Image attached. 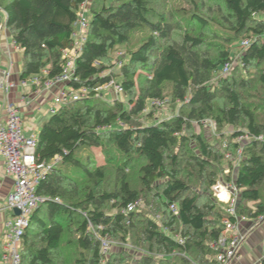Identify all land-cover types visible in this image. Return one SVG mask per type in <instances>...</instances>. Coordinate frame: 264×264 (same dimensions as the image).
Returning a JSON list of instances; mask_svg holds the SVG:
<instances>
[{
  "label": "trees",
  "instance_id": "16d2710c",
  "mask_svg": "<svg viewBox=\"0 0 264 264\" xmlns=\"http://www.w3.org/2000/svg\"><path fill=\"white\" fill-rule=\"evenodd\" d=\"M85 1L0 0V18L21 53L20 80L43 70V80L61 74ZM186 1L190 10L177 16L166 0L91 1L67 85L88 93L61 106L36 134L37 163L59 161L37 187L44 202L22 237L20 264H214L211 246L225 234L224 221L235 222L213 198L218 180L238 190V217H264V0H209L219 4L217 19L203 0ZM115 64L126 105L96 98ZM167 98L179 103L178 114L143 124L148 102ZM206 120L221 135L231 128L226 150L193 132V123ZM243 135L250 140L236 164ZM85 148H96L104 162L82 156ZM107 166L118 181L111 191L101 186ZM129 169L137 171L138 189ZM103 241L130 250L104 255Z\"/></svg>",
  "mask_w": 264,
  "mask_h": 264
},
{
  "label": "built area",
  "instance_id": "2783aa9c",
  "mask_svg": "<svg viewBox=\"0 0 264 264\" xmlns=\"http://www.w3.org/2000/svg\"><path fill=\"white\" fill-rule=\"evenodd\" d=\"M89 6L90 3L86 0L76 12L72 34L74 40L73 49L64 52L66 62L61 74L54 79L43 80L47 74L43 70L39 76H33L26 81L20 80L19 84L21 87L32 88V86H35L36 90H49L55 85L66 86L54 98V104L49 110L51 114L55 113L61 106L87 96L88 92L86 90L72 91L67 85L72 77L76 55L86 40L90 23ZM243 45L246 46L247 42H244ZM121 56L122 54H119V57ZM223 70V73L226 74L229 66L226 65ZM13 88L14 83L11 79L10 71H2L0 73V92L8 95ZM103 91L113 92L116 98L123 93L122 86L115 80H111L98 88L96 94L101 95ZM27 103L25 98L20 100V105L7 100L4 107V124L0 127V155L4 160L5 175L13 180V189L7 195L4 205V208L11 213L12 219L5 224V231L0 238V264H20L22 237L30 227L33 212L44 202V198L38 196L36 193L37 187L45 178L48 171L59 161V158H55L46 165L37 163L35 156L36 135L25 136L23 133V122L20 111ZM153 105L160 107L162 103L154 101ZM258 139L261 140L262 137ZM249 140L250 138L246 135L236 139V161H234L236 164L240 161L242 155V145ZM225 158L231 161L234 160L230 154H226ZM212 190L218 202L227 206L225 208L226 213L235 219V222L224 221L226 227L225 234L211 246L216 251L214 264H231L236 260L239 246L244 240V236L240 231V223L250 220L236 215L238 190L232 182L227 184L218 182L212 187ZM134 207L135 205H129L127 211H132ZM170 208L174 210L173 206ZM14 210H18L19 215L15 216ZM263 221L264 217H257L251 220L255 224L262 223ZM108 246L109 244L106 241L102 242V247L105 249L102 250L104 255ZM258 264H264V256L261 257Z\"/></svg>",
  "mask_w": 264,
  "mask_h": 264
},
{
  "label": "crops",
  "instance_id": "0c3cea01",
  "mask_svg": "<svg viewBox=\"0 0 264 264\" xmlns=\"http://www.w3.org/2000/svg\"><path fill=\"white\" fill-rule=\"evenodd\" d=\"M4 23L5 16L2 14L0 18V73L10 71L14 88L8 95L0 92V127L5 120L6 101L10 100L20 105V100L25 98L28 103L20 111L23 133L25 136L36 135L42 122L51 115L49 110L54 104V98L66 86L55 85L49 90H34L20 86L21 53L14 45ZM12 189L13 180L5 175L4 160L0 155V238L5 231V224L12 219L11 213L4 208L5 199ZM240 231L244 240L239 246L236 260L231 264H258L264 256V221L259 224L251 221L241 222Z\"/></svg>",
  "mask_w": 264,
  "mask_h": 264
},
{
  "label": "rangeland",
  "instance_id": "374dc122",
  "mask_svg": "<svg viewBox=\"0 0 264 264\" xmlns=\"http://www.w3.org/2000/svg\"><path fill=\"white\" fill-rule=\"evenodd\" d=\"M88 1H89V3H91L92 0H88ZM203 1H204V3H203L204 7L206 6V8H210V11H209L210 16H213L217 19L218 15L215 14V12H213L216 9L215 7L219 6V4H217V1H209V0H203ZM108 2H110V0H108ZM166 2H167V4H166L167 8H169V10H173L176 13L175 14L176 16L180 15L179 14L180 8H185L186 10H190V6L188 5V2L186 0H166ZM203 13L206 14V16H208V14L204 10H203ZM88 14H89V12H88ZM196 29L198 30V28H196ZM238 49L239 48H236L235 51H237ZM123 52H124V49H119L116 52H114V54L112 55L113 63L116 62V59L119 57V54H123ZM230 69H231V66L229 67L228 72L230 71ZM119 71H120V67H119V65H116L112 71L115 74V77L112 80H115L116 82H120V77H116V75L119 74ZM223 71H222V73H223ZM109 93H111V94H109ZM96 98H102L107 103H111L113 100H120V101H123L125 105H126V101H127L126 95L124 93L119 95L118 98L116 99V96L114 95V93L110 92V91H103V93H101V95H96ZM161 103H162V106L159 107V106H154L152 101L148 102V105L153 106V109L148 108L147 111L143 114V117H141V122L143 124L149 123L151 121H160L163 119H169V118L178 114V108L180 106L179 103L172 104L168 98L165 99L164 101H161ZM150 112H151V117L149 118L148 114ZM192 128H193L194 133L202 134L204 136V138L207 140V142H209L210 144H212V145H214V146H216L222 150H226V148H227L226 144L228 142L229 133L231 132V128H226L224 131L225 134L221 135L216 130L215 124L211 120H206V121L202 122L200 124V126L196 123H193ZM86 154H92V156L94 157L93 159L97 164L104 162V160H105L103 155L96 148H85L81 152V155L85 156ZM226 154H228V153H225L224 156ZM226 161L233 162L229 159H226ZM126 173L128 175V180H129L131 186L138 189L140 184L138 181L137 171L129 169ZM218 182H223V181L218 180L216 183H218ZM117 183H118V181H117V177H116V172L114 171V169L112 167L109 166L106 169V180L104 183H102L101 186L103 188L107 189L108 191H111L112 189L115 188ZM212 195H213V198L216 199L213 190H212ZM217 202H218V200H217ZM221 205L224 208L227 207L224 204H221ZM140 208L141 209L143 208V204ZM121 248H127L128 250H130L129 247H126V245H118L117 243H111V244H109L108 248L106 249L105 255H107L111 250H120ZM101 250H105V249L103 247H101ZM133 255L135 257L139 256L138 253H133Z\"/></svg>",
  "mask_w": 264,
  "mask_h": 264
},
{
  "label": "water",
  "instance_id": "95a60500",
  "mask_svg": "<svg viewBox=\"0 0 264 264\" xmlns=\"http://www.w3.org/2000/svg\"><path fill=\"white\" fill-rule=\"evenodd\" d=\"M13 213H14L15 216L19 215V211L18 210H14Z\"/></svg>",
  "mask_w": 264,
  "mask_h": 264
}]
</instances>
